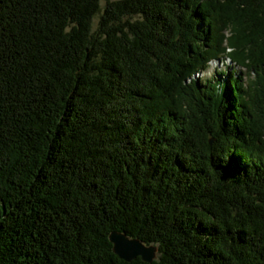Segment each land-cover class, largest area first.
Wrapping results in <instances>:
<instances>
[{"label": "trees", "instance_id": "trees-1", "mask_svg": "<svg viewBox=\"0 0 264 264\" xmlns=\"http://www.w3.org/2000/svg\"><path fill=\"white\" fill-rule=\"evenodd\" d=\"M0 264H264V0H0Z\"/></svg>", "mask_w": 264, "mask_h": 264}, {"label": "water", "instance_id": "water-1", "mask_svg": "<svg viewBox=\"0 0 264 264\" xmlns=\"http://www.w3.org/2000/svg\"><path fill=\"white\" fill-rule=\"evenodd\" d=\"M109 236L114 243L115 251L125 260L132 261L137 256H141L144 260L153 262L158 257L160 251L158 244H148L138 236H132L121 230H115Z\"/></svg>", "mask_w": 264, "mask_h": 264}, {"label": "rangeland", "instance_id": "rangeland-1", "mask_svg": "<svg viewBox=\"0 0 264 264\" xmlns=\"http://www.w3.org/2000/svg\"><path fill=\"white\" fill-rule=\"evenodd\" d=\"M225 62L230 63L228 60H225ZM226 66L227 65H225L223 61H221V62L212 61L208 70L206 72H204V75L208 76V77L215 76L216 79L223 77L222 72H224L226 70V68H227Z\"/></svg>", "mask_w": 264, "mask_h": 264}, {"label": "bare ground", "instance_id": "bare-ground-1", "mask_svg": "<svg viewBox=\"0 0 264 264\" xmlns=\"http://www.w3.org/2000/svg\"><path fill=\"white\" fill-rule=\"evenodd\" d=\"M231 35H232V34H231V30H228V31L226 32V36H227V37H230ZM198 75H199V73H198L197 71H195L191 77H192V78H196V77H198Z\"/></svg>", "mask_w": 264, "mask_h": 264}]
</instances>
